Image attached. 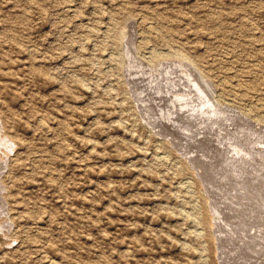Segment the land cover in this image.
Returning <instances> with one entry per match:
<instances>
[{
    "label": "rangeland",
    "instance_id": "rangeland-1",
    "mask_svg": "<svg viewBox=\"0 0 264 264\" xmlns=\"http://www.w3.org/2000/svg\"><path fill=\"white\" fill-rule=\"evenodd\" d=\"M130 57L204 90L180 128L150 123ZM0 138V264H262L264 0H0Z\"/></svg>",
    "mask_w": 264,
    "mask_h": 264
},
{
    "label": "bare ground",
    "instance_id": "bare-ground-1",
    "mask_svg": "<svg viewBox=\"0 0 264 264\" xmlns=\"http://www.w3.org/2000/svg\"><path fill=\"white\" fill-rule=\"evenodd\" d=\"M187 62V61H186ZM146 67V68H145ZM143 66L142 65V63L141 62H139L138 60H136L135 58H133V57H130V64H129V66H128V69H127V72H128V75H129V79H130V83H131V85H132V87H133V89L135 90L134 92H135V97L137 98V100L139 101V103L142 105V106H144V107H147V108H149V109H153L154 110V113H151L148 109H145V115H146V117L148 118V120L150 121V123L152 124V125H154L156 128H158V132H159V129H162V128H166V127H168V128H172V129H176V128H180L179 127V123H180V121H182V120H184V118H183V116H180V114L183 112V111H185L187 108H189L190 106H191V104H192V98H191V94L192 93H197L199 96H202L203 95V91H202V89H201V87L196 83V81L192 78V76L189 74V72L188 71H186V69H185V67H184V65H181V64H174V65H172V66H164V67H162L158 72H154L151 68L150 69H147V67L148 66ZM161 67V66H160ZM203 78H204V76H203ZM207 80V79H206ZM207 82V81H206ZM209 82V81H208ZM210 84V83H209ZM212 85V84H211ZM207 87H208V89H210L211 90V88H212V86H211V88L208 86V84H207ZM194 95V94H193ZM193 97V96H192ZM204 97H206V96H204ZM199 99V98H198ZM208 100V99H207ZM205 101V100H204ZM210 101V100H209ZM200 105V104H199ZM203 105V104H202ZM198 107V106H197ZM212 106H210L209 104H208V102L204 105V107H203V113L205 114V115H207L208 114V112H209V108H211ZM224 108V107H223ZM190 109V108H189ZM199 109V108H198ZM216 110V109H215ZM221 110V109H220ZM233 111V110H232ZM188 112V111H187ZM198 112V111H197ZM211 112V111H210ZM209 112V113H210ZM215 112V111H214ZM229 112V111H228ZM234 113H236L237 114V112H234ZM230 114V113H229ZM239 114H237V116H238ZM204 116V115H203ZM240 116V115H239ZM201 117V116H200ZM186 118V117H185ZM196 118V117H195ZM224 118H226V117H224ZM228 119H229V117H227ZM240 118V117H239ZM234 119V118H233ZM195 120V119H194ZM203 120V119H202ZM215 120V119H214ZM227 120V119H226ZM230 120V119H229ZM238 120V119H237ZM243 120V119H242ZM192 121V120H191ZM222 121V120H221ZM232 121V120H231ZM230 121V122H231ZM234 121V120H233ZM194 122V121H193ZM197 122V121H196ZM199 122V121H198ZM201 122V121H200ZM229 122V121H228ZM235 122H236V120H235ZM218 123V122H217ZM216 123V124H217ZM224 123H225V121H224ZM189 124V123H188ZM199 124V123H198ZM205 124V127H204V129H205V135H206V137H208L209 138V136L211 135V133H210V131H211V125L210 124H208V122H207V124H206V122L204 123ZM213 125H215L214 123H212ZM237 123H235V125H236ZM239 124V123H238ZM242 124H244V123H242ZM241 124V125H242ZM181 125H182V123H181ZM222 124H220V126H221ZM189 126V125H188ZM192 126H193V124H192ZM202 126V125H201ZM200 126V127H201ZM234 126V125H233ZM232 126V127H233ZM243 126V125H242ZM251 126V125H250ZM182 127V126H181ZM214 127V126H213ZM224 127V126H223ZM228 127H230V125L228 126ZM236 127V126H235ZM245 127H246V125H245ZM191 128V127H190ZM196 128V127H195ZM198 128V127H197ZM221 128V127H220ZM254 128V127H253ZM185 129V128H184ZM201 129V128H200ZM235 129V128H234ZM239 129V128H238ZM182 130V129H181ZM198 130V129H197ZM196 130V131H197ZM230 130H232L231 128H230ZM241 130V129H240ZM239 130V131H240ZM246 130V129H245ZM156 131H157V129H156ZM170 131V130H169ZM172 131V130H171ZM180 131V130H179ZM185 131L186 130H183V132L182 133H185ZM189 131V130H188ZM191 131V130H190ZM204 131V130H203ZM202 131V132H203ZM217 131V130H216ZM242 131V130H241ZM161 132H163V131H161ZM167 132H168V130H167ZM174 132H175V130H174ZM224 132V131H223ZM227 132H228V130H227ZM234 132V131H233ZM192 133V132H191ZM214 133V132H213ZM212 133V134H213ZM220 133V132H219ZM225 133V132H224ZM237 133V132H236ZM235 133V134H236ZM198 134V133H197ZM200 134V133H199ZM204 134V133H203ZM234 134V135H235ZM241 134V133H240ZM255 134V133H254ZM164 135V134H163ZM169 135V134H168ZM178 135V134H177ZM177 135H176V137H177ZM217 135H218V133H217ZM231 135V134H230ZM198 136V135H197ZM214 136H215V134H214ZM224 136H226V135H224ZM237 136H239V135H236V137ZM241 136V135H240ZM243 136H245V135H243ZM168 137V136H167ZM170 137H171V139H176V137L174 136V135H170ZM190 137V136H189ZM203 137V136H202ZM201 137V138H202ZM218 137V136H217ZM220 137H222V136H220ZM228 137H230V136H228ZM235 137V136H234ZM249 137V136H248ZM186 138V137H185ZM195 138V137H194ZM200 138V137H199ZM232 138V137H231ZM237 138H239V137H237ZM243 138V137H242ZM245 138V137H244ZM1 139V138H0ZM178 139H179V137H178ZM178 139H177V141H178ZM181 139H183L182 137H181ZM196 139H197V137H196ZM246 139H247V137H246ZM256 139V138H255ZM187 140V139H186ZM202 140V139H201ZM200 140V141H201ZM205 141H206V139H204ZM203 140V141H204ZM210 140H214L213 138L212 139H210ZM227 140V139H226ZM240 140V139H239ZM248 140V139H247ZM250 140H251V138H250ZM249 140V141H250ZM261 140V139H260ZM174 141V140H173ZM192 141V140H191ZM197 141H199V140H197ZM202 141V142H203ZM208 141V140H207ZM229 141H230V139H229ZM238 141V140H237ZM244 141V140H243ZM246 141V140H245ZM3 142V141H2ZM186 142V141H185ZM185 142L183 143V144H185ZM188 142V141H187ZM192 142H194V141H192ZM202 142H201V144H202ZM214 142V141H213ZM179 143V142H178ZM204 143V142H203ZM233 143V142H232ZM237 142H235L234 143V145L236 144ZM180 144V143H179ZM178 144V145H179ZM194 144L195 143H193V145L192 146H194ZM206 144V143H205ZM205 144H203V146L205 145ZM213 144V143H212ZM221 144V143H220ZM224 144V143H223ZM223 144H221V145H223ZM228 144H230V143H228ZM243 144V143H242ZM253 144V143H252ZM261 144V143H260ZM189 145V144H188ZM233 144H232V146H234ZM8 146V145H7ZM185 146H187V144L185 145ZM203 146H202V148H203ZM208 146V145H207ZM206 146V147H207ZM211 147H212V145H210ZM223 146H225V145H223ZM228 146V145H227ZM231 146V147H232ZM236 146V145H235ZM238 146V145H237ZM181 147V146H180ZM198 147V146H197ZM201 147V146H200ZM219 147V146H218ZM217 147V149H219ZM229 148H230V146H228ZM227 147V148H228ZM186 148V147H185ZM209 148V147H208ZM216 148V147H215ZM223 148V147H222ZM227 148H225L224 150H225V152L227 151L226 149ZM250 148V147H249ZM183 149V148H182ZM181 149V150H182ZM195 149V148H194ZM194 149L193 150H191V148H189V149H185V153H183V154H193V155H197V159L199 158V159H205L206 158V154H205V152L204 151H194ZM200 149V148H199ZM184 150V149H183ZM182 150V151H183ZM208 150V149H207ZM214 150V149H213ZM220 150H222V149H220ZM219 150V151H220ZM230 150V149H229ZM233 150H234V148H233ZM212 151V150H211ZM214 151H216V150H214ZM218 151V150H217ZM236 151V150H235ZM207 152V151H206ZM230 152L231 151H229L228 153L230 154ZM244 152V151H243ZM213 153V152H212ZM220 153V152H219ZM246 153V152H245ZM210 154V153H209ZM215 155H216V153H214ZM214 154H212V155H214ZM224 154V153H223ZM229 154H227L228 155V157H229ZM232 154V153H231ZM238 154H239V152H238ZM249 154V153H248ZM226 155V154H225ZM226 155V156H227ZM233 155H235V154H233ZM253 155V154H252ZM187 156V155H186ZM236 156V155H235ZM244 156V155H243ZM250 156V155H249ZM193 157V156H192ZM196 157V156H195ZM209 157V156H208ZM220 157H221V155H220ZM252 157V156H251ZM257 157V156H256ZM211 158H213V157H211ZM223 158V157H222ZM234 158V157H233ZM232 158V159H233ZM239 158V157H238ZM237 158V159H238ZM241 158V157H240ZM198 159V160H199ZM207 159V158H206ZM229 159V158H228ZM236 159V158H235ZM250 159V158H249ZM253 160H255V158H252ZM251 159V160H252ZM257 159H258V157H257ZM262 159V158H261ZM261 159H259V160H261ZM221 160V159H220ZM192 161H194V160H192ZM206 161V160H205ZM204 161V162H205ZM210 161V160H209ZM215 161H217L216 160V158H215V160H214V162ZM228 161V160H227ZM235 161V160H234ZM240 161V160H239ZM191 162V161H190ZM198 162V161H197ZM200 162H202V161H200ZM200 162H199V164H200ZM208 162V161H207ZM212 162H213V160H212ZM218 162V161H217ZM209 163V162H208ZM216 163V162H215ZM233 163V162H232ZM237 163V162H236ZM193 164V163H192ZM213 164V163H212ZM229 164V163H228ZM253 164V163H252ZM206 165V164H205ZM208 165V164H207ZM215 165H217V164H215ZM247 165V164H246ZM194 166H196L195 164H194ZM210 166V165H209ZM222 166V165H221ZM220 166V167H221ZM198 167H199V165H198ZM201 167V166H200ZM204 167V166H203ZM203 167H201V168H203ZM213 167H215V166H213ZM212 167V168H213ZM2 167H1V164H0V169H1ZM196 168V167H195ZM216 168V167H215ZM228 168V167H227ZM241 168V167H240ZM199 169V168H198ZM207 169V168H206ZM219 169V168H218ZM223 170L222 171H224V168H222ZM210 170V169H209ZM208 170V171H209ZM208 171L206 170V172L208 173ZM219 171V170H218ZM217 171V172H218ZM222 171H220V172H222ZM3 172V171H2ZM210 172H211V170H210ZM217 172H215V173H217ZM225 172H226V170H225ZM240 172V171H239ZM256 172V171H255ZM238 173V172H237ZM258 173V172H257ZM200 174V173H199ZM210 174V173H209ZM208 174V175H209ZM220 174V173H219ZM225 174H227V177H228V173L226 172ZM232 174V173H231ZM201 175V174H200ZM211 175V174H210ZM209 175V176H210ZM213 175V174H212ZM218 175V174H217ZM217 175H215V176H217ZM223 175V174H222ZM238 175V174H237ZM202 176V175H201ZM209 176L207 177V178H209ZM214 176V177H215ZM220 177H221V175H219ZM218 176V177H219ZM233 176V175H232ZM236 176V175H235ZM258 176V175H257ZM203 177H205V175H204V173H203ZM224 177V176H223ZM226 177V178H227ZM255 177H256V175H255ZM225 178V179H226ZM237 178V177H236ZM258 178V180H259V177H257ZM264 178V177H263ZM250 179V178H249ZM207 180V179H206ZM205 180V181H206ZM209 180V179H208ZM214 181H215V178L213 179ZM223 181H226L227 182V184L229 183V180H224V179H222ZM256 180V179H255ZM254 180V181H255ZM258 180H256V182L258 181ZM263 180V179H262ZM250 181V180H249ZM213 182V181H212ZM212 182H211V184H212ZM221 182V181H220ZM258 182H260V181H258ZM263 182V181H262ZM206 183V182H205ZM208 183V182H207ZM217 183V182H216ZM248 183V182H247ZM253 183V182H252ZM255 183V182H254ZM264 183V182H263ZM225 184V183H224ZM223 184V185H224ZM259 184V183H258ZM257 185V184H256ZM208 186V185H207ZM212 186H213V184H212ZM217 186V185H216ZM228 186V185H227ZM213 187H215V186H213ZM230 187V186H229ZM238 187V186H237ZM241 189H242V186H239ZM245 187H246V185H245ZM258 187H260V186H258ZM219 188V187H218ZM244 188V187H243ZM248 187H246V189H247ZM261 188H263V187H261ZM0 189H2V186H1V182H0ZM230 189V188H229ZM239 189V188H238ZM251 189V188H250ZM248 190V189H247ZM212 191V190H211ZM223 191H224V189H223ZM226 191V190H225ZM240 191V190H239ZM244 192H245V190H243ZM250 191V190H249ZM262 191V190H261ZM263 191H264V189H263ZM243 192V193H244ZM248 192V191H247ZM215 193H217V192H215ZM240 193V192H239ZM241 193H242V191H241ZM254 193V192H253ZM256 193H258V191L256 192ZM260 193V192H259ZM262 193V192H261ZM215 195V194H214ZM258 195H260V194H258ZM257 195V196H258ZM217 196V195H216ZM240 196V195H239ZM244 197H245V195H243ZM254 196V195H253ZM252 196V197H253ZM263 195H261V197H262ZM212 197V196H211ZM261 197L259 196V198L260 199H257L256 198V200H258V203H259V200H261ZM218 198V197H217ZM223 198V199H222ZM227 198V197H226ZM225 198V199H226ZM242 198V197H241ZM264 198V197H263ZM213 199V198H212ZM212 199H211V203H212ZM215 199V198H214ZM219 199V198H218ZM221 199H222V202L223 201H225L224 200V197H221ZM217 200V199H216ZM238 200V199H237ZM251 200V199H250ZM256 200L254 201L255 203H256ZM210 201V200H209ZM215 201V200H214ZM220 201V200H219ZM249 201V200H248ZM252 201V202H253ZM217 202V201H216ZM227 202V201H226ZM261 202V201H260ZM220 202H218V204H219ZM230 203V202H229ZM223 204V203H222ZM228 204V203H227ZM251 204V203H250ZM225 205V204H224ZM247 205V204H246ZM253 205V204H252ZM0 206H1V210H5V203H4V200H3V198H2V196L0 195ZM216 206V205H215ZM220 207H221V204L219 205ZM223 206V205H222ZM226 206V205H225ZM225 206L223 207V209L225 208ZM228 206H229V204H228ZM231 206V205H230ZM229 206V207H230ZM235 206V205H234ZM257 206V205H256ZM261 206V205H260ZM262 206H264V204L262 205ZM244 207V206H243ZM255 207V206H254ZM237 208V207H236ZM246 208H247V206H246ZM248 208H250V207H248ZM260 208V207H259ZM262 208V207H261ZM215 209H216V207H215ZM229 209V208H228ZM227 209V210H228ZM241 209V208H240ZM245 209V208H244ZM254 209V208H253ZM257 209V208H256ZM264 209V208H263ZM219 210V209H218ZM248 210V209H247ZM258 210V209H257ZM220 211V210H219ZM224 211V210H223ZM222 212V211H221ZM236 212V211H235ZM246 212V211H245ZM218 213V212H217ZM227 213V212H226ZM228 213L230 214V212L228 211ZM236 213H238V212H236ZM228 214V215H229ZM232 214V213H231ZM239 214V213H238ZM248 214V213H247ZM250 214H253V213H250ZM216 215V214H215ZM218 215V214H217ZM224 215V214H223ZM233 215V214H232ZM231 215V216H232ZM241 215H243V214H241ZM263 215H264V212H263ZM262 215V216H263ZM220 216V215H219ZM222 216V215H221ZM227 216V215H226ZM235 216V215H234ZM255 217V216H254ZM231 218V217H230ZM232 218H233V216H232ZM232 218H231V220H232ZM237 218V217H236ZM235 218V219H236ZM256 218V217H255ZM263 217H261V219H262ZM228 219V218H227ZM250 219V218H249ZM252 219V218H251ZM224 220V219H223ZM239 220V219H238ZM259 220V219H258ZM218 221V220H217ZM216 221V222H217ZM227 221H229V220H227ZM234 221V220H233ZM237 220H235V222H236ZM241 221V220H240ZM239 221V222H240ZM244 221H246V220H244ZM261 221V220H260ZM263 221V220H262ZM230 222H232V221H230ZM243 222V221H242ZM255 222V221H254ZM219 223V222H218ZM221 223V222H220ZM224 223V222H223ZM238 223V222H237ZM248 223V222H247ZM256 224H257V222H255ZM235 224V223H234ZM239 224V223H238ZM249 224H251V225H254V224H252V222L251 223H248V225ZM255 224V225H256ZM264 224V223H263ZM262 224V225H263ZM227 225V224H226ZM243 225H247L245 222H244V224H242V225H240V227L241 226H243ZM237 226V225H236ZM220 227V226H219ZM225 227V226H224ZM224 227L222 228V229H224ZM232 227V226H231ZM237 227H239V226H237ZM244 227V226H243ZM256 227V226H255ZM259 227V226H258ZM264 227V226H263ZM218 228V227H217ZM235 228V226L233 227V229ZM247 228V227H246ZM251 228V227H250ZM250 228H248V229H250ZM252 228H254L253 226H252ZM262 228V227H261ZM261 228H259V229H261ZM216 229V228H215ZM239 229V228H238ZM242 229V228H241ZM217 230V229H216ZM225 230V229H224ZM223 230V231H224ZM235 230H236V228H235ZM245 230V229H244ZM218 231V230H217ZM223 231H222V233H223ZM242 231V230H241ZM247 231V230H246ZM250 231V230H249ZM256 231H257V229H256ZM227 232V231H226ZM225 232V233H226ZM238 232V231H237ZM236 232V233H237ZM259 233H260V231H258ZM219 233H221L220 231H219ZM234 233V232H233ZM236 233H234L235 234V236H238ZM242 233V232H241ZM240 233V234H241ZM248 233V232H247ZM251 233V232H250ZM253 233V232H252ZM256 233V232H255ZM255 233H254V235H255ZM261 233H262V231H261ZM261 233H260V235H261ZM229 234V231H228V233H227V235ZM243 234V233H242ZM257 234V233H256ZM221 235V234H220ZM219 235V236H220ZM229 235H231V234H229ZM251 235V234H250ZM263 235V234H262ZM234 235H233V237H235ZM240 236V235H239ZM246 236V235H245ZM258 236V235H257ZM257 236H255V237H257ZM227 237V236H226ZM243 237H244V235H243ZM242 237V238H243ZM253 237V236H252ZM254 237V238H255ZM222 238V237H221ZM249 238H251L250 236H249ZM261 238V237H260ZM264 238V237H263ZM263 238H262V241H263ZM226 239V238H225ZM229 239V238H228ZM231 239V238H230ZM240 239V238H239ZM247 239V238H246ZM245 239V240H246ZM252 239V238H251ZM259 239V238H258ZM220 240V239H219ZM225 241V240H224ZM232 241V240H231ZM233 241H235V240H233ZM237 241V240H236ZM240 241H241V239H240ZM249 241V240H248ZM256 241V240H255ZM255 241H253V242H255ZM259 241H261V239H259ZM228 242V241H227ZM242 242H243V239H242ZM225 243H226V241H225ZM231 243V242H230ZM234 242H232V245H234L233 244ZM239 243H241V242H239ZM249 243V242H248ZM248 243H246V244H248ZM251 243H252V241H251ZM250 243V244H251ZM256 243V242H255ZM220 244V243H219ZM227 244V243H226ZM236 244V243H235ZM245 244V246H248V245H246ZM258 244H259V242H258ZM225 245V244H224ZM231 245V246H232ZM254 244H252L251 246H253ZM260 245V244H259ZM264 245V244H263ZM223 246V245H222ZM227 246H228V244H227ZM236 246V245H235ZM235 246H232V247H235ZM237 246H239V245H237ZM226 247V246H225ZM240 247V246H239ZM254 247V246H253ZM223 248V247H222ZM228 248V247H227ZM242 248V247H241ZM246 248V247H245ZM224 249V248H223ZM230 249V248H229ZM238 249V248H237ZM237 249H235V251L237 250ZM253 249V248H252ZM233 250H234V248H233ZM239 250H240V248H239ZM238 250V251H239ZM243 250H245V249H243ZM242 250V251H243ZM250 250V249H249ZM255 250H257V247L255 248ZM260 250V249H259ZM258 250V251H259ZM225 251V250H224ZM228 251V250H227ZM247 251V250H246ZM246 251H245V253H246ZM258 251H257V253H258ZM232 252V251H231ZM241 252V251H240ZM252 252H253V250H252ZM234 253V252H233ZM221 254V253H220ZM222 254H224V253H222ZM235 254V253H234ZM238 254V253H237ZM240 254V253H239ZM243 254H244V251H243ZM246 254H248L249 255V253H246ZM250 255H252V254H250ZM261 255H262V253H261ZM263 255H264V253H263ZM237 257H238V255H237ZM236 257V258H237ZM247 257V256H246ZM254 257H257V256H254ZM228 258V257H227ZM231 258V257H230ZM238 258H240V257H238ZM252 258V257H251ZM258 258H260V257H258ZM263 258V257H262ZM234 259H235V257H234ZM245 259V258H244ZM246 259H248V258H246ZM223 260V259H222ZM238 260V259H237ZM236 260V261H237ZM259 260V259H258ZM224 261H226L225 259H224ZM228 261H230V260H228ZM227 261V262H228ZM238 261H240V260H238ZM242 261V260H241ZM241 261H240V263H241ZM246 261V260H245ZM251 261V260H250ZM252 261H253V259H252ZM256 261V260H255ZM262 261V260H261ZM232 262H234V261H232ZM263 263H264V260L262 261ZM261 262V263H262ZM260 263V262H259ZM262 263V264H263ZM224 264V263H223ZM233 264V263H232ZM237 264V263H236ZM246 264V263H245ZM252 264V263H251ZM256 264H257V261H256Z\"/></svg>",
    "mask_w": 264,
    "mask_h": 264
}]
</instances>
